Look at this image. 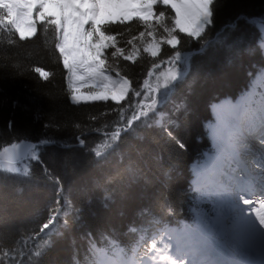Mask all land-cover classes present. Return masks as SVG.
<instances>
[{
  "label": "trees",
  "instance_id": "trees-1",
  "mask_svg": "<svg viewBox=\"0 0 264 264\" xmlns=\"http://www.w3.org/2000/svg\"><path fill=\"white\" fill-rule=\"evenodd\" d=\"M211 11V24L198 41L164 34L174 29L169 8L159 9L162 21L151 28L139 22L103 28L120 49L148 33L163 42L158 58L141 53L131 63L110 56L132 85L122 104H72L54 26L41 25L35 38L22 40L0 22V152L21 143L50 144L38 149L26 174L0 169V264H95V246L117 244L129 251L140 234L191 219L190 164L208 146L203 123L209 103L235 95L248 69L263 63L255 20L264 18V0H214ZM174 37L180 40L176 49L167 45ZM188 54L190 68L176 85L179 107L171 126L137 120L135 94L144 95L150 71ZM60 209L58 229L36 239Z\"/></svg>",
  "mask_w": 264,
  "mask_h": 264
},
{
  "label": "rangeland",
  "instance_id": "rangeland-1",
  "mask_svg": "<svg viewBox=\"0 0 264 264\" xmlns=\"http://www.w3.org/2000/svg\"><path fill=\"white\" fill-rule=\"evenodd\" d=\"M81 1L82 0H0V10L6 11L5 15L8 18V22L13 25L22 39H30L34 37L37 33V26L42 22L55 24V29L58 33L57 51L66 73L65 83L66 88L70 93L72 104L80 106L108 102L122 103L130 96L131 85L129 86L128 82L122 78V75L115 67H113V64L110 63V56L112 58L119 57L122 60L130 61L131 63L135 61L137 62L141 53H144L151 58H156L163 51V42L162 40L159 41L153 34L148 33L140 37L138 44H133L127 49H120L118 40L112 35L106 34L102 26L117 22H121L120 24H129L133 21L139 20L143 22L146 27L151 28L154 24L162 21V18L158 17L157 7L167 6L168 3L163 0H103L106 2L110 10L101 9L100 11L98 10L99 13L97 15H91L87 8L89 0H83V2L87 1L84 6H82L83 4ZM130 1L135 2V4H129ZM171 1L172 0H169L170 3H172ZM175 1L179 3L178 5L181 4V6L184 5L188 6L191 10L193 9L192 12L194 16L193 19L189 20L187 23L188 29H183L180 25V11L175 4L172 3L175 6V9L170 4L175 10L174 13L176 16L173 19L174 29L172 28L171 31L169 29L164 34L172 36L173 33L179 32L193 38L194 40H198L210 25L212 18L211 5L214 0ZM69 4H71L72 12L78 15L80 19L76 24L74 31L75 33L72 40L73 45L71 47H64L66 53H62L60 45H65V43L66 45H69V40L66 37L68 30L72 26L71 15H73V13L68 9L67 5ZM78 4L82 7L77 9ZM84 13L88 14L85 15ZM259 38L260 43L264 46V31L261 30V32H259ZM179 41L180 40L176 38H172L167 41V45L173 49L179 44ZM75 55L76 57H79L77 63L73 62V59H76ZM183 57L184 56H180V59ZM176 65L178 66V64ZM174 66H170L167 70L162 68V70L156 72L152 82L148 84L158 90L155 92V96L159 104H167L169 102L170 97L174 92L175 85H177L178 81L185 76L186 64L184 61L180 62L178 67ZM258 73L261 75L254 77L250 83H253L255 90L260 87L264 89V81L262 79V77H264V70L261 69ZM47 75V72L43 70L40 71V76H42V78L47 77ZM123 80L127 82L130 90H128L124 99L118 101L114 99L113 96L115 90L122 84ZM262 93L264 94V90ZM152 94L153 91L150 88H147L144 93L145 99L152 96ZM251 101H253V98H250L246 105L248 106ZM156 107H158V105ZM151 109L145 110L144 114L148 115ZM154 112H157V110ZM211 122H214L213 117ZM207 126L209 128L214 125L207 124L204 126L208 132V136H210ZM210 140L212 142V139ZM32 147V144L21 143L13 145L0 152V160H8L11 163H14L1 165L0 169L12 173H26L28 170L27 163L29 162L22 163L23 160L28 159L27 156L32 159L37 157V153L32 150ZM212 147V153L215 154L217 150L214 148L213 144ZM259 147L261 148V146ZM208 160L207 155L203 160L193 165L195 180L200 176L198 174L199 167L205 162H208ZM28 161H30V159ZM15 164L20 165L13 166ZM248 165L250 168V175L254 176L256 168L253 164ZM235 175L240 174L235 172ZM236 179H238L240 183L232 184L230 187L232 195L236 194V187H242L243 185L242 178L238 176ZM263 181L264 179H260V187L262 188H264ZM222 186L223 188L216 186L218 190L222 191V193H219L221 197H214L215 192L218 193V191L215 190V187L200 191L199 203L196 208L192 210L195 215L194 224H187L188 227L184 228V230L183 228L179 231L175 230L170 236L175 239V236L179 235V239H187V241L189 240L193 243L196 241H208L215 248V251L218 252V260L221 259L220 256L222 253L232 251L235 254L240 253V257L245 256L247 263L252 264V259L256 262L261 259L260 261L264 262V237L257 236V234H249L248 229L242 227V225L253 218L251 212V209L254 207L251 203V200L253 201V199L248 196L251 200L246 207H243L242 203L234 201L235 199L229 201L228 198H232L228 195L230 189H226L223 184ZM246 187L247 190L250 191L254 185L252 186L251 182H246ZM196 189L200 190L202 187L196 185ZM258 192L261 196H264L263 191L259 190ZM226 205L234 207L231 213H228L227 210L223 209ZM205 206H209L211 209L208 208L205 210ZM262 211L257 214L259 216L257 223L264 225V209ZM233 228H235V230L231 232V229ZM213 233L216 234L213 236L218 237L219 240L225 239L226 242L230 243L229 245L232 249L230 248L231 250H229V248L226 247V242L225 244H221L219 240L213 241L212 239L214 237H211ZM164 234V238L166 239L168 233L165 232ZM214 240L217 239L214 238ZM165 243L166 241L163 240L162 244ZM180 244H182V242H180ZM198 246L199 249H203L201 244H198ZM244 246L247 247V250H244ZM169 248V245L162 246L149 261L152 262V264H155L156 262L163 260L166 254L169 256ZM248 250H251V252ZM100 255L102 257L101 264H111L114 260L115 262L113 264H127V262L131 264L132 261L122 259L121 253H118L115 259L110 258L108 260L104 259L106 251H100ZM174 255L175 253L172 255L170 254L172 259H169L168 262L177 261ZM226 256L230 257L231 255ZM192 257H194V255H192ZM232 259L238 261V263L240 262L239 264H244L236 255L232 256ZM201 262L202 261H198L199 264H207L208 260ZM224 262H226L225 259Z\"/></svg>",
  "mask_w": 264,
  "mask_h": 264
},
{
  "label": "bare ground",
  "instance_id": "bare-ground-1",
  "mask_svg": "<svg viewBox=\"0 0 264 264\" xmlns=\"http://www.w3.org/2000/svg\"><path fill=\"white\" fill-rule=\"evenodd\" d=\"M171 2L176 5V7L178 8V10L181 13V20H180L181 27L183 29H188L187 23L189 20L193 19V16H194L193 12H192L193 9L192 10L189 9L188 6L178 5L177 3L173 2V1H171ZM67 6H68V9L72 12L71 4H69ZM101 9H105L108 11L110 10V8H108L106 2L103 0H89L88 1V11L90 12L91 15H97ZM113 13H114V11H113ZM71 19H72V26L68 30L67 37H66L69 40L68 41L69 45L68 44L66 45V43H65V45L64 44L60 45V49H61L62 53H66V49L64 47H67V46L71 47L73 45V41H72L73 35L75 33L74 31L76 28V24L78 23L80 17L73 13V15H71ZM260 28L262 31H264V26H260ZM263 50H264V46H263ZM75 58L76 59H73V62L77 63L79 61V57H76V55H75ZM128 90H129V86H128L127 82L123 80L122 84L114 92V96H113L114 99L121 101L122 99L125 98ZM239 101H240V98L236 101V103H238ZM231 106L236 107V105H234L233 102H231L229 100H224V101L220 102L219 104L212 106V113L216 118V124H214V126L208 128L209 135L213 139V142L215 143L214 144L215 147L219 148V150L223 154L221 155V157L219 159L211 158V162L213 164H216V165L223 167V171H222V169H214V167H212L209 164H204L201 167V173H202V176L205 179L207 184H209V183H213V184L217 183L218 184L219 182H222L223 180H227L226 176L223 177L222 175H223L224 170L226 169L227 165L231 166L230 165L231 161L226 162V159L223 158L222 156H224V155L227 156V154L231 155V153L235 154V152H236L235 146H230L229 142L226 139L224 141H221L219 138H217V134L219 132H221V131H219L220 127H222V129L224 131L233 132L234 138H235V140H237L236 143L240 142V139L237 138L239 136L236 133V130H239L241 127L240 123H239L240 116L238 113H235L234 111L230 110ZM255 144H257V143H255ZM258 145L261 146V149L262 148L264 149V138L259 140ZM234 165H236V164H234ZM234 165L231 167H234ZM228 171H230L231 177L234 176L231 168ZM258 171H259L258 172L259 176H257V178H260V176H262V174H263V172H262L263 170L259 168ZM258 191L259 190H252V192H248V193L242 192L241 194L238 195L237 199L241 198L242 200H244L243 204H246L249 197H251L253 199L254 207L251 209V212L253 214V218H251L249 221H247V223L242 225V227L247 228L249 234H254V235L257 234V236L264 237V225H261V223H257L258 217H259L257 214L264 209V196H261ZM223 209L227 210L228 213H231V210L234 209V207H232V206L229 207L228 205H226ZM223 209H222V211H223ZM234 230H235V228L231 229V232H233ZM213 237L216 238L217 240H219L218 237L212 236V238ZM198 244H201L203 246L202 250L195 247ZM203 244H205V245H203ZM229 244L230 243L226 242V245L228 247H229ZM184 246H186V249L184 251H182V252L174 251V253H175L174 257L176 258L177 261L167 262V264H199L198 261H201L203 259H205L203 261L208 260L207 264H224L223 261L218 260V256H217L218 252L215 251V248L208 241H205V242L196 241L195 243H193L192 241L188 240ZM192 246H193V248H192ZM243 248H244V250H247L246 246H244ZM248 251L251 252V250H248ZM192 255H194V257H192ZM224 256L226 258H229L226 255H224ZM225 261H227V259H225ZM236 262H238V261H236Z\"/></svg>",
  "mask_w": 264,
  "mask_h": 264
},
{
  "label": "water",
  "instance_id": "water-1",
  "mask_svg": "<svg viewBox=\"0 0 264 264\" xmlns=\"http://www.w3.org/2000/svg\"><path fill=\"white\" fill-rule=\"evenodd\" d=\"M4 163H11V162H8V161H0V164H4ZM11 164H14V163H11Z\"/></svg>",
  "mask_w": 264,
  "mask_h": 264
}]
</instances>
